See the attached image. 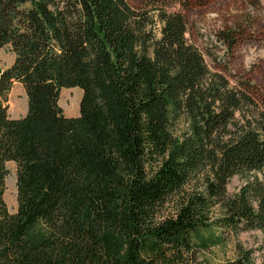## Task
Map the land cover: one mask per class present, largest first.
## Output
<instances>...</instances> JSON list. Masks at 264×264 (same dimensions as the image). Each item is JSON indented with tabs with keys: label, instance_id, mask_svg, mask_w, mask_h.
Here are the masks:
<instances>
[{
	"label": "trees",
	"instance_id": "1",
	"mask_svg": "<svg viewBox=\"0 0 264 264\" xmlns=\"http://www.w3.org/2000/svg\"><path fill=\"white\" fill-rule=\"evenodd\" d=\"M186 34L183 13L127 0H0V49L15 55L0 68V264H194L226 234L264 232V120L237 119L251 93L210 77ZM72 88L77 117L60 106Z\"/></svg>",
	"mask_w": 264,
	"mask_h": 264
},
{
	"label": "rangeland",
	"instance_id": "2",
	"mask_svg": "<svg viewBox=\"0 0 264 264\" xmlns=\"http://www.w3.org/2000/svg\"><path fill=\"white\" fill-rule=\"evenodd\" d=\"M138 9H167L181 12L187 20L186 39L204 56L210 77L221 75L230 87L251 93L255 104L247 106L236 117L242 122L264 120V0H127ZM154 13V12H153ZM155 20V30L160 35L162 24ZM15 61L10 48L0 49V68L6 70ZM83 92L79 88L63 89L60 106L68 117L80 113ZM9 115L22 118L27 113L28 98L21 84L14 82L8 94ZM244 116H246L244 118ZM4 200L8 211L18 210L17 166L6 164ZM243 184L234 177L228 192L235 193ZM175 203L169 202L165 215L174 211ZM216 236L222 235L215 231ZM204 236H209L204 233ZM200 247L199 239H195ZM248 256V260H245ZM241 260L246 264H264V232L242 231L224 235L216 246L198 250L194 264H230Z\"/></svg>",
	"mask_w": 264,
	"mask_h": 264
}]
</instances>
